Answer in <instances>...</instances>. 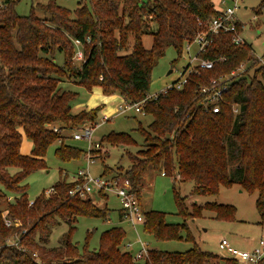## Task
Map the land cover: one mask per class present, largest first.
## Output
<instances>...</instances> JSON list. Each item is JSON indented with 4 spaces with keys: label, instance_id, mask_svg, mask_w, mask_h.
Here are the masks:
<instances>
[{
    "label": "trees",
    "instance_id": "1",
    "mask_svg": "<svg viewBox=\"0 0 264 264\" xmlns=\"http://www.w3.org/2000/svg\"><path fill=\"white\" fill-rule=\"evenodd\" d=\"M18 1L0 0V202H6L0 208V264H235L201 249L188 225L204 209L216 218L234 219L235 207L217 202L189 207L176 183L193 181L194 195L215 194L221 184L237 183L246 191H256V206L264 213V66L258 64L251 44H236L229 32L218 33L197 54L212 60L210 69L188 73L181 89L147 97L156 59L168 47L180 53L200 29L199 22L219 14L213 0H89L74 10L55 0L38 2L36 7L47 17L35 14L33 5L29 14H18ZM263 8L264 0H259L255 11ZM145 33L152 34L149 48L142 42ZM87 36L89 42H85ZM73 38L83 42L86 60L82 63L73 60ZM241 63L249 68L220 95L219 110H205L200 87L230 74ZM67 78L89 91L99 87L104 95L145 99L142 110L151 121L147 128L141 122L136 128L143 148L135 154L126 152L131 163L122 174L139 194L149 168L172 178L182 222H167L164 212L150 209L143 210L142 227L156 240L181 239L185 231V239L193 242L189 249H149L147 258L135 263L125 249V229L113 226L100 233L97 249L88 248V232L79 250L72 240L77 217L108 220L110 209L98 206L90 195L71 196L75 181L67 173L53 184V193L45 196L42 191L29 205L24 181L30 173L46 168L49 145L60 139L54 154L63 162L84 160L86 148L69 144L60 131L94 122L101 108L72 113L78 92L59 85ZM23 135L32 142L30 154L21 152ZM100 143L133 144L134 139L127 132L111 131ZM99 151H92L96 159ZM115 172L121 173L103 164L99 173ZM5 217L20 224L7 226ZM61 221L68 224L61 244L45 247L52 227ZM16 234L20 247L7 245V239ZM258 264H264V257Z\"/></svg>",
    "mask_w": 264,
    "mask_h": 264
},
{
    "label": "rangeland",
    "instance_id": "2",
    "mask_svg": "<svg viewBox=\"0 0 264 264\" xmlns=\"http://www.w3.org/2000/svg\"><path fill=\"white\" fill-rule=\"evenodd\" d=\"M48 0H19L15 5V10L20 15H27L31 12L33 5L34 13L41 17H47L39 8L36 7L38 2L45 3ZM56 3L74 10L81 3H89V0H55ZM216 8L222 9L226 5H232L228 1L227 4H221L220 0H213ZM259 4V0H242L236 11V17L242 23L240 36L242 39L250 43L253 47L254 55L257 57L258 64L264 66V8L259 13L255 10ZM144 47L149 48L152 43V34L145 33L142 37ZM187 45L184 44L180 53L174 48L168 47L165 52L156 59L152 71L151 81L147 94L154 95L172 82L176 81L184 74V68L189 64L190 58L196 52V46L191 43L190 51L187 50ZM74 60V59H73ZM75 61V60H74ZM77 62V61H76ZM255 69L253 65L249 69L250 75ZM66 82H60L59 85L64 89H70L78 92L77 98L72 102L71 111L76 113L83 109H89L97 105H101L98 112V117L94 122H87L89 125L96 126L92 134V142L100 141L101 137L111 131L127 132L134 139L133 144H111L103 143V148L99 151V157L91 163L90 170L93 174L99 173L102 170L103 164L111 167L112 170L123 171L131 163L126 152L137 153L143 148V137L136 130L138 123L147 128L151 121V116L136 112L133 110L128 113H117L118 105L123 102V99L111 100L112 110L103 108V104L93 105L98 101L99 96H95L99 87H94L92 90H87L81 85L71 82L66 79ZM100 89V88H99ZM102 93V92H101ZM103 94V93H102ZM104 95V94H103ZM119 95V94H118ZM120 96V95H119ZM103 108V109H102ZM106 115L107 120H103L102 116ZM78 127L64 128L60 131V135L68 138V143L87 148L86 139H73L72 134L77 131ZM59 145V141H54L46 150L45 160L46 168L36 170L30 173L26 179L27 195L29 200H33L42 191H47L59 179L61 174L67 173L70 178L78 168L85 165V160L78 159L69 162H63L55 157L54 150ZM32 142L29 138L23 135L21 152L30 154ZM232 164L229 163L231 168ZM193 181L177 182L181 196L185 197L186 204L190 207L192 203L203 204L205 202H217L222 204H230L235 207L234 219H224L214 217V213L210 210H203L199 216L188 220L189 230L192 233L195 242L201 249L212 253L215 256H226V252L219 248V241L226 238L231 245L238 249H251L258 244L261 237L264 238V213L261 214L256 206V191H246L237 183L231 185H220L218 193L215 194H191ZM1 187V186H0ZM46 193V192H45ZM107 199L100 198L92 192L90 197L98 206H107L110 209L108 220H102L96 217L78 216L75 223L76 230L72 235L73 242L77 243L79 250H82L87 233L90 232L88 238V248L97 249L99 246L100 233L113 226H121L126 231L125 242L131 243L133 252L136 253L140 248L137 242L139 238L144 243L147 249H159L164 251H180L183 252L189 249L193 242L185 239V231H183L181 239L156 240L152 235L143 231V224L136 226V231L124 219L120 220L117 212L119 201L113 196ZM6 202H0V208L5 207ZM141 206L143 210H156L165 213L167 222L180 223L182 218L177 214V205L174 199L172 188V178L162 175L160 172L148 169L141 186ZM68 229L66 222H60L52 227L48 243L45 247H53L61 244L60 237ZM18 234L8 240H15ZM125 243V249H126ZM129 250V248H128ZM130 251V250H129ZM133 255V254H132ZM145 259V258H144ZM144 259L135 260L133 262H142ZM9 264V263H8Z\"/></svg>",
    "mask_w": 264,
    "mask_h": 264
},
{
    "label": "built area",
    "instance_id": "3",
    "mask_svg": "<svg viewBox=\"0 0 264 264\" xmlns=\"http://www.w3.org/2000/svg\"><path fill=\"white\" fill-rule=\"evenodd\" d=\"M228 1L232 2V5H226L222 7V9L218 8L220 12L217 16L212 17L206 22H199V25H201L200 29L196 31L192 41L190 43H186L188 52L190 51L191 43L196 46V52L190 58V62L187 65L188 68L184 69V74L182 77L172 82L168 87L160 92H166L167 90L172 89H181L187 82L188 73L193 72V70L197 72L198 69H210L212 67V60L199 58L197 54L199 52H204L206 48L213 42L214 36L218 33L229 32L231 34L232 41L236 44L244 41L240 36L241 31L238 30H242L243 25L235 14L240 6V1L242 0H220V3L223 5L227 4ZM89 41L90 37L87 36L85 38V42ZM72 42L75 46L73 59L80 63L84 62L86 57L83 52V42L78 38H73ZM248 68V63H241L239 67L236 70L231 71L230 74L213 79L209 86L200 87L199 93L203 94L200 103L205 107V110L211 109L213 112L218 111V101L220 95L227 90L231 80L242 75V73L247 71ZM158 93L154 95H147V97H156ZM144 101L145 99L141 101H130L123 99V102L118 105L117 113H128V111L133 110L144 114L142 110ZM234 111H237V109H234ZM102 119L107 120L108 118L106 115H103ZM95 127L89 125L88 123H82L79 125V129L72 134L73 139H86L87 148L84 159L85 165L78 168L75 174L72 176L71 180L75 181V184L69 189V194L71 196H78L82 198L91 195L92 192H102L106 195L113 194L120 202L121 218L127 221L136 231V226L138 224H142L144 221V212L141 206L140 194L133 187L131 180L122 174L124 171H121V173L115 172L112 174H93L90 170L91 163H93L96 159L92 151L101 150L103 148L100 141L94 143L92 142V134ZM53 130L56 131L57 128L53 127ZM54 191V187H50V189L45 191V196L50 195ZM10 199L11 196H8V200ZM32 203L33 200H29V205ZM4 220L7 226H18L20 224V222L11 220L7 217H5ZM24 232L25 229L22 230V233ZM18 238L19 237L17 236L15 240H8L9 242H6V244L20 247ZM137 242L140 244L141 248L136 253L133 252L130 242L126 243V248H129L135 260L147 258L149 249L145 247L146 245L142 243L139 238L137 239ZM218 245L220 249L226 252V257L232 259L235 264H258L261 258L264 257L263 237H261L258 241V244L251 249H238L231 245L226 238H222Z\"/></svg>",
    "mask_w": 264,
    "mask_h": 264
},
{
    "label": "crops",
    "instance_id": "4",
    "mask_svg": "<svg viewBox=\"0 0 264 264\" xmlns=\"http://www.w3.org/2000/svg\"><path fill=\"white\" fill-rule=\"evenodd\" d=\"M98 92H100V93H97L95 96H99L98 97V101H96V102H94V104L93 105H96V104H98V102H100V103H102L103 104V108H105L106 110H109V109H111L112 108V105L111 104H109V103H111V100H113V101H118V100H116V99H123V97H121V96H119L118 94H111V95H103L102 93H101V90L98 88V90H97ZM119 99V100H120ZM109 102V103H108ZM102 108V109H103ZM112 110V109H111ZM162 175H164L162 172H160ZM75 173H73V175H74ZM72 175V176H73ZM72 176L70 177V179H72ZM97 196H99L100 198H103V199H107L110 195H106V196H100V195H98L97 193H95ZM114 196V195H113ZM140 196H141V192H140ZM116 197V196H115ZM117 198V197H116ZM140 201H141V199H140ZM119 204H120V202H119ZM117 212H118V215H119V219L120 220H122V218H121V215H120V205H118V209H117ZM139 225V224H138ZM132 227V226H131ZM136 232V231H135ZM137 233V232H136ZM131 249V248H130ZM226 256H227V254H226ZM226 256H224V255H221V256H219V257H221V258H223V257H226Z\"/></svg>",
    "mask_w": 264,
    "mask_h": 264
}]
</instances>
